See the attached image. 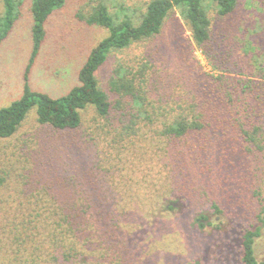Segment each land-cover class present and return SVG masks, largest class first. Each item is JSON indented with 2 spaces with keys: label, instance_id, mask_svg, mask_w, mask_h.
<instances>
[{
  "label": "trees",
  "instance_id": "16d2710c",
  "mask_svg": "<svg viewBox=\"0 0 264 264\" xmlns=\"http://www.w3.org/2000/svg\"><path fill=\"white\" fill-rule=\"evenodd\" d=\"M26 1L2 0L0 47ZM29 1L23 94L0 108V140L15 136L33 108L52 132L42 137L43 161L9 184L0 177V264H185L158 245L164 234L190 213L184 240L197 250V236L251 191L264 223V61L246 37L227 56L211 47L215 20L232 17L238 0H146L140 12L87 2L79 18L109 33L60 97L33 90L30 75L46 25L67 0ZM177 14L216 71L156 73L150 50ZM132 49L141 53L120 59L103 84L98 72L111 54ZM238 51L247 60L239 71L223 67ZM260 234V226L243 231L241 264H264L255 251Z\"/></svg>",
  "mask_w": 264,
  "mask_h": 264
},
{
  "label": "rangeland",
  "instance_id": "374dc122",
  "mask_svg": "<svg viewBox=\"0 0 264 264\" xmlns=\"http://www.w3.org/2000/svg\"><path fill=\"white\" fill-rule=\"evenodd\" d=\"M89 1L91 0H67L66 4L50 17L46 25L45 43L30 75L33 90L60 97L78 83L80 67L92 48L109 33L106 28L89 25L79 18V10H89ZM145 1L112 0L110 6L112 2L121 3L131 11L140 12ZM30 7L29 0L22 5L13 31L0 48V108L10 105L23 94L24 71L32 50L33 19ZM2 11L3 4L0 0V13ZM211 15L215 20L216 14L212 12ZM211 35L212 51L220 52L222 57L227 56L231 48L241 45V37H246V40L253 41L259 60L264 61V0H238L236 13L230 18L215 20ZM192 40L187 25L177 14V19L169 23L163 34L158 37L159 44L150 50L153 53L150 57L154 66L157 64L156 73L160 72L164 79L168 75L178 77V74L191 73L192 77L197 78L198 73L202 71H216ZM234 40L238 41L237 44ZM227 43L230 44L226 45ZM140 53L139 49L112 53L108 62L98 72L102 83L105 84L109 79L113 67L120 59L131 58ZM239 53L240 51L237 55L225 59L226 64L223 67L230 66L239 71L238 66L247 61L240 58ZM85 115L87 119L91 118L93 110ZM36 116V109L33 108L15 136L0 140V177L4 179L5 184H9L12 179L16 180L22 173L43 161L45 141L42 137L47 136L48 139L52 131L46 126H41ZM262 198L264 201V191ZM240 202H244L243 206H246L244 219L238 221L234 216L241 213L243 206L236 203L230 205L215 225L208 226L204 234L197 236L200 245L197 250L191 251V247H188L184 240L183 230L193 220L190 213L187 214L186 221L184 217H180L178 228L165 233L164 242H159L158 245L181 254L185 264H241V235L245 229L260 226L261 234L256 239L255 251L258 260L264 261V223L258 218L260 214L263 216L258 195L251 191L247 199L241 197Z\"/></svg>",
  "mask_w": 264,
  "mask_h": 264
},
{
  "label": "crops",
  "instance_id": "0c3cea01",
  "mask_svg": "<svg viewBox=\"0 0 264 264\" xmlns=\"http://www.w3.org/2000/svg\"><path fill=\"white\" fill-rule=\"evenodd\" d=\"M4 43H5V42H4ZM4 43H3V44H4ZM3 44H2V46H3ZM2 46H1V47H2ZM1 47H0V48H1Z\"/></svg>",
  "mask_w": 264,
  "mask_h": 264
}]
</instances>
